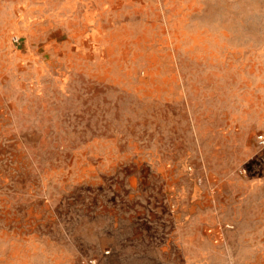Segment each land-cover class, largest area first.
Here are the masks:
<instances>
[{"label":"rangeland","instance_id":"obj_1","mask_svg":"<svg viewBox=\"0 0 264 264\" xmlns=\"http://www.w3.org/2000/svg\"><path fill=\"white\" fill-rule=\"evenodd\" d=\"M260 136L264 0H0V264H264Z\"/></svg>","mask_w":264,"mask_h":264},{"label":"built area","instance_id":"obj_2","mask_svg":"<svg viewBox=\"0 0 264 264\" xmlns=\"http://www.w3.org/2000/svg\"><path fill=\"white\" fill-rule=\"evenodd\" d=\"M13 43L16 44V45H19L20 44V38L19 37L13 38ZM259 139H260L261 144H264L263 136H260Z\"/></svg>","mask_w":264,"mask_h":264}]
</instances>
